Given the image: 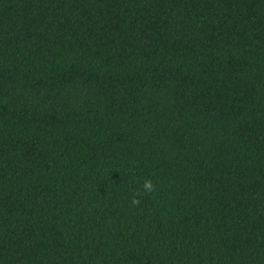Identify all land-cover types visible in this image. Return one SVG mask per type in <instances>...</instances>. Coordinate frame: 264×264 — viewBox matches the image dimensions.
I'll return each instance as SVG.
<instances>
[{
  "label": "trees",
  "instance_id": "1",
  "mask_svg": "<svg viewBox=\"0 0 264 264\" xmlns=\"http://www.w3.org/2000/svg\"><path fill=\"white\" fill-rule=\"evenodd\" d=\"M0 264H264V0H0Z\"/></svg>",
  "mask_w": 264,
  "mask_h": 264
},
{
  "label": "clouds",
  "instance_id": "2",
  "mask_svg": "<svg viewBox=\"0 0 264 264\" xmlns=\"http://www.w3.org/2000/svg\"><path fill=\"white\" fill-rule=\"evenodd\" d=\"M145 187H146V188H150V187H151L150 182H146Z\"/></svg>",
  "mask_w": 264,
  "mask_h": 264
}]
</instances>
